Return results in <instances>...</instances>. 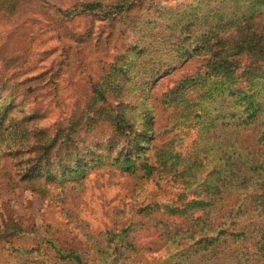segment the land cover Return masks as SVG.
<instances>
[{
  "label": "trees",
  "instance_id": "trees-1",
  "mask_svg": "<svg viewBox=\"0 0 264 264\" xmlns=\"http://www.w3.org/2000/svg\"><path fill=\"white\" fill-rule=\"evenodd\" d=\"M164 9L131 17V58L113 64L138 78L116 99L105 140L113 155L100 160L135 180L113 228L98 239L69 209L50 211L42 239L19 241L21 229L8 228L0 264H264V0ZM193 59L197 67L180 73ZM168 75V88L155 92ZM107 77L98 80L104 87L94 85L95 101L107 103ZM104 105L95 118L103 120ZM47 139L27 142L34 157L23 154L31 165L22 182L77 171L64 159L78 148L72 128ZM55 156L61 171L54 173ZM55 212L58 223L48 218ZM146 218L160 231L159 247L133 243Z\"/></svg>",
  "mask_w": 264,
  "mask_h": 264
},
{
  "label": "rangeland",
  "instance_id": "rangeland-1",
  "mask_svg": "<svg viewBox=\"0 0 264 264\" xmlns=\"http://www.w3.org/2000/svg\"><path fill=\"white\" fill-rule=\"evenodd\" d=\"M197 2L0 0V237L4 239L0 243L11 233L9 227L21 229L14 232L22 237L19 241L42 239L48 213L62 208L74 212L98 239L101 231L113 228L115 209L133 191L135 180L110 161L100 160L113 155L105 140L113 126L109 115H115L116 99L122 88L132 93L138 81L134 74L131 78L130 68L120 73L114 66L118 61L127 65L131 58V17L158 15L165 7L185 12ZM116 4L121 10H115ZM195 60L187 61L179 72L194 70L199 64ZM113 70L119 75L112 76ZM104 75L112 77L110 88H104L107 103L95 101L94 94L95 84L103 86L98 80ZM169 79L163 77L155 92L166 90ZM103 104L106 112L101 120L94 113ZM61 128H72L77 141L76 150L64 153L77 171L57 180L22 182L21 174L31 165L24 164L23 154L25 159L34 157L27 142L35 141L37 147ZM50 158L53 172H60L58 157ZM48 218L58 223L61 216L55 212ZM146 221L132 233L134 245L161 246L160 231ZM3 250L0 246V253Z\"/></svg>",
  "mask_w": 264,
  "mask_h": 264
}]
</instances>
